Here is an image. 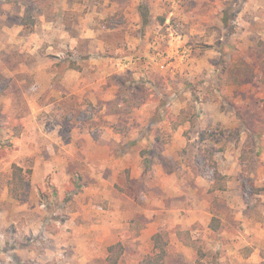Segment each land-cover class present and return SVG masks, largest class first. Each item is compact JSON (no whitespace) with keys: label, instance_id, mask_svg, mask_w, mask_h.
<instances>
[{"label":"rangeland","instance_id":"374dc122","mask_svg":"<svg viewBox=\"0 0 264 264\" xmlns=\"http://www.w3.org/2000/svg\"><path fill=\"white\" fill-rule=\"evenodd\" d=\"M155 233L164 264H264V0H0V264Z\"/></svg>","mask_w":264,"mask_h":264},{"label":"trees","instance_id":"16d2710c","mask_svg":"<svg viewBox=\"0 0 264 264\" xmlns=\"http://www.w3.org/2000/svg\"><path fill=\"white\" fill-rule=\"evenodd\" d=\"M68 69L76 70L78 66L76 65L75 61L68 62ZM224 69V68H222ZM229 78L224 77L221 78L220 81L222 83L226 82ZM231 82L235 83L237 81L236 77H233ZM180 123V122H179ZM179 123H175L172 127L175 130ZM209 161L211 158L209 157ZM144 167L148 169L149 161L144 158L143 160ZM29 185V178L28 175L23 171V169L15 164L10 167V173L7 180V193L11 199L17 200L21 194L23 193L24 189ZM225 190L224 183L222 182V176H219L218 172L215 170L214 181L210 185V191H223ZM210 227L212 230H217L218 228V221L216 219L212 220ZM152 242V250L149 254L145 255L139 264H164L167 255V242L164 238V235L161 233H155L151 237ZM123 246L121 243H114L106 247V256H105V263L106 264H117L123 254ZM200 256L201 251H198Z\"/></svg>","mask_w":264,"mask_h":264}]
</instances>
